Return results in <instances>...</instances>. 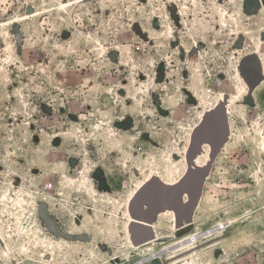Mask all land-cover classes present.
<instances>
[{
  "label": "rangeland",
  "instance_id": "1",
  "mask_svg": "<svg viewBox=\"0 0 264 264\" xmlns=\"http://www.w3.org/2000/svg\"><path fill=\"white\" fill-rule=\"evenodd\" d=\"M261 129L264 0H0V264H264Z\"/></svg>",
  "mask_w": 264,
  "mask_h": 264
},
{
  "label": "bare ground",
  "instance_id": "2",
  "mask_svg": "<svg viewBox=\"0 0 264 264\" xmlns=\"http://www.w3.org/2000/svg\"><path fill=\"white\" fill-rule=\"evenodd\" d=\"M62 5V4H61ZM61 7V6H60ZM59 9V8H58ZM54 10V9H53ZM65 10H66V8H65ZM34 16V15H33ZM8 24V23H7ZM4 25V24H3ZM6 25V24H5ZM9 25V24H8ZM261 61V60H260ZM261 66V65H260ZM245 90V89H244ZM240 91V90H239ZM240 96V95H239ZM222 97V96H221ZM224 97V96H223ZM226 102H228L227 100H226ZM229 102H232V99H230V101ZM231 104V103H230ZM229 106V105H228ZM230 111V110H229ZM227 112V111H226ZM260 137L262 138V144H261V146H262V148L264 149V130H260ZM204 149V148H203ZM186 155V160L185 161H187L188 162V155L187 154H185ZM194 160H195V158H194ZM194 160H193V162H192V164H194V166H196V170L197 169H201L202 168V166L200 167V166H198L195 162H194ZM207 167V166H206ZM193 169H195V167L193 168V167H190V170H193ZM156 177V175H155V173L152 171L149 175H148V178H151V179H154ZM183 180V179H182ZM182 180H177L178 181V183H173V184H171V185H169L170 187H172V186H177V185H180V184H182ZM136 192V191H135ZM134 194H136V193H134ZM133 194V195H134ZM130 199V198H129ZM131 200V199H130ZM132 203V202H131ZM22 205V204H21ZM167 212V211H166ZM162 213V212H161ZM160 213V214H161ZM165 213V212H164ZM131 217V216H130ZM133 223H138L136 220H133L132 221ZM139 224V223H138ZM144 226H145V224H144ZM127 230L128 231H130L129 232V234L131 235V230H130V227H127ZM194 239V238H193ZM192 239V240H193ZM51 240H52V238H51ZM187 240H189V239H187ZM186 242V241H185ZM68 243V242H67ZM180 244V243H179ZM185 245V244H184ZM187 245V244H186ZM202 245V243H200V244H196V245H194L192 248H190V249H188V250H186V251H184L183 252V254H188V253H191V252H193L195 249H198L200 246ZM149 246V245H148ZM180 246V245H179ZM182 254H178V255H174V256H172V257H170L169 258V260L170 261H172V260H175V259H177L179 256H181ZM49 257V256H48ZM47 257H45V259H46Z\"/></svg>",
  "mask_w": 264,
  "mask_h": 264
},
{
  "label": "snow or ice",
  "instance_id": "3",
  "mask_svg": "<svg viewBox=\"0 0 264 264\" xmlns=\"http://www.w3.org/2000/svg\"><path fill=\"white\" fill-rule=\"evenodd\" d=\"M9 23H11V21H9Z\"/></svg>",
  "mask_w": 264,
  "mask_h": 264
}]
</instances>
